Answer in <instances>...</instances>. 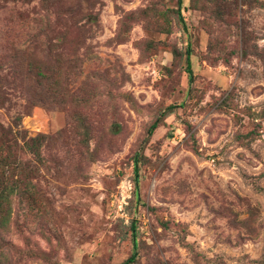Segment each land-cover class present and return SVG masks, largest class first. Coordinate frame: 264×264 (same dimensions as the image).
Wrapping results in <instances>:
<instances>
[{
	"label": "rangeland",
	"instance_id": "obj_1",
	"mask_svg": "<svg viewBox=\"0 0 264 264\" xmlns=\"http://www.w3.org/2000/svg\"><path fill=\"white\" fill-rule=\"evenodd\" d=\"M0 125V264H264V0H0Z\"/></svg>",
	"mask_w": 264,
	"mask_h": 264
},
{
	"label": "trees",
	"instance_id": "obj_2",
	"mask_svg": "<svg viewBox=\"0 0 264 264\" xmlns=\"http://www.w3.org/2000/svg\"><path fill=\"white\" fill-rule=\"evenodd\" d=\"M186 55V71L189 80H191L192 70L190 68L188 49ZM157 123V120L151 123L148 128L149 134H152ZM41 138L42 135H37L35 138L25 141L23 145H20L16 131L0 125V226H3L10 216L11 196L18 193L27 195L28 188L33 186L28 177L27 165L29 163L26 162L21 153H29L31 156H34L33 159H40L39 146ZM134 163H137V154L134 156ZM134 246H136L135 240ZM135 253L133 251L131 256L120 264H130L135 259Z\"/></svg>",
	"mask_w": 264,
	"mask_h": 264
}]
</instances>
